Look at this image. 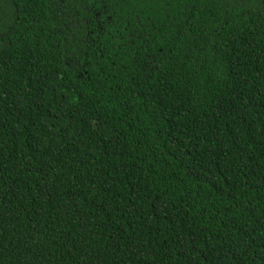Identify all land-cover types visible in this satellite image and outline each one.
Listing matches in <instances>:
<instances>
[{"label":"trees","instance_id":"obj_1","mask_svg":"<svg viewBox=\"0 0 264 264\" xmlns=\"http://www.w3.org/2000/svg\"><path fill=\"white\" fill-rule=\"evenodd\" d=\"M0 264H264V0H0Z\"/></svg>","mask_w":264,"mask_h":264}]
</instances>
